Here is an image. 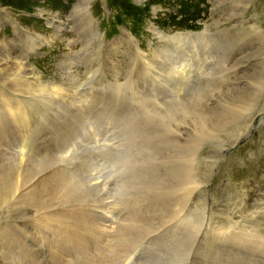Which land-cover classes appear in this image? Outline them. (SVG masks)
Instances as JSON below:
<instances>
[{"label":"rangeland","instance_id":"rangeland-1","mask_svg":"<svg viewBox=\"0 0 264 264\" xmlns=\"http://www.w3.org/2000/svg\"><path fill=\"white\" fill-rule=\"evenodd\" d=\"M0 4L5 260L264 264V0Z\"/></svg>","mask_w":264,"mask_h":264},{"label":"bare ground","instance_id":"bare-ground-1","mask_svg":"<svg viewBox=\"0 0 264 264\" xmlns=\"http://www.w3.org/2000/svg\"><path fill=\"white\" fill-rule=\"evenodd\" d=\"M0 6H1V4H0ZM3 8V7H2ZM6 11V10H5ZM36 14L34 15V17L35 18H37V19H40V21H41V23H44V24H46V25H50L51 26V20L49 19V10H45V9H43V8H41V9H39V8H37L36 9ZM51 14H55V13H51ZM9 15L11 16L12 14L11 13H8V17H9ZM6 16V15H5ZM55 16V15H54ZM51 19H53V18H51ZM58 19V18H57ZM14 20L16 21V20H18L17 18H14ZM18 22V21H17ZM13 24H14V22H13ZM152 24V23H151ZM15 26H16V24H15ZM15 26H13V27H15ZM3 27V26H2ZM1 27V28H2ZM151 28V27H150ZM18 29H20V28H18ZM155 29V28H154ZM24 31H25V29H24ZM27 31V30H26ZM159 31V30H158ZM17 32H19L18 30L16 31V33ZM20 33V32H19ZM23 33V32H22ZM158 33V32H157ZM128 33L126 32V35H127ZM160 33H158V35H159ZM129 35V34H128ZM132 37V36H131ZM190 32L188 33H180V34H177V35H173V36H171L170 38H173V40H174V43H175V45H176V43L177 42H180V41H182V40H184L185 42H187V41H189L190 40ZM132 39H135V37L133 38L132 37ZM48 43V42H47ZM32 44V43H31ZM42 44H44V43H42ZM50 45V44H49ZM48 45V46H49ZM68 45H70L69 43H68ZM37 47V46H36ZM40 49L39 50H37V51H35L36 53L33 55V56H24L22 53V55H23V57H19V54H18V56L17 57H15V59L14 60H17V61H15L14 62V60L13 61H11V63L12 62H14V63H16L17 62V64H19V67H18V69L19 70H22V71H25L26 70V66L28 65L27 64V62H29L30 61V59L31 58H37L38 56H40L39 58H41L42 56H44V54H43V51H41L42 50V46L41 47H39ZM196 48V47H195ZM187 51V50H186ZM29 53V52H28ZM26 54V53H25ZM31 54V53H30ZM29 54V55H30ZM185 54H187V53H185ZM32 55V54H31ZM211 58V57H210ZM236 58V57H235ZM7 59H8V57H7ZM10 59V58H9ZM10 60H12V59H10ZM9 60V61H10ZM208 62V61H207ZM147 63H151L147 58H146V64ZM13 65V64H12ZM14 67H16V64H14L13 65ZM200 68V67H199ZM241 68V67H240ZM184 69H182L181 71H179V73L180 74H184L182 71H183ZM193 72H194V70H193ZM197 73V72H196ZM214 84V83H213ZM185 111V110H184ZM212 116V115H211ZM212 118V117H211ZM237 123V122H236ZM205 128H206V126H205ZM206 131V130H205ZM210 132H212V131H210ZM208 133V132H207ZM206 133V134H207ZM239 137V136H238ZM188 154V153H187ZM189 155L190 154H188V157H189ZM186 157H187V155H186ZM177 158V157H176ZM198 163V162H197ZM192 178H194V177H192ZM194 180V179H193ZM180 184V183H179ZM193 187V186H192ZM193 200V199H192ZM162 203V202H161ZM257 215H259L258 214V212H257ZM238 219H239V217H238ZM244 220V219H243ZM243 222V225H244V221H242ZM247 223H249V226H257V223L259 224V221H257V220H254L253 222H247ZM242 224V223H241ZM261 227V226H260ZM15 228V227H14ZM245 227H243L242 228V231H243V229H244ZM250 227H248V229H249ZM247 229V230H248ZM246 230V231H247ZM249 230H251V233L252 232H255L254 231V228L252 227L251 229H249ZM258 230V229H257ZM245 231V230H244ZM242 232V235H244V233L245 232ZM6 233V232H5ZM248 234H249V232H248ZM253 236V235H252ZM255 236V235H254ZM14 239H15V237H13ZM254 238V237H253ZM256 238V237H255ZM259 239H258V243L260 244V246L264 249V235H262V236H260V237H258ZM1 239H3L4 240V242H5V244H3V246H4V251H0V264H7V262H10L9 260H5V259H7L8 258V256L9 255H12V253H14V252H21L22 253V251L23 250H25L26 251V249H27V251H28V245L27 244H25V245H21V243L20 242H18V243H16V245L14 244V242L12 241L11 242V239H10V236H7V235H3L2 236V238ZM3 240H2V242H3ZM240 240V239H239ZM251 241L253 242V240L251 239ZM248 243V242H247ZM250 244V243H249ZM253 246V245H252ZM257 246V245H256ZM255 246V247H256ZM248 247H249V245H248ZM254 247V248H255ZM253 248V249H254ZM19 250H22V251H19ZM247 250V248H245V249H242L241 248V250H239V255L241 254L242 256L241 257H243L244 256V254L245 253H247V252H245ZM249 251H250V258H254L253 256H254V252L251 250V249H249ZM249 253V252H248ZM23 254H26V255H30V251L29 252H23ZM259 258L263 261L264 260V255H260L259 256ZM253 260H255V258L253 259ZM250 261H252V259L250 260ZM257 261H259V259L257 260ZM260 263V262H259ZM10 264H13V263H11L10 262Z\"/></svg>","mask_w":264,"mask_h":264}]
</instances>
